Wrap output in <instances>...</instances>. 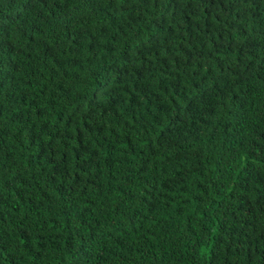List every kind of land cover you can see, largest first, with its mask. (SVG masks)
Returning a JSON list of instances; mask_svg holds the SVG:
<instances>
[{
    "label": "trees",
    "instance_id": "obj_1",
    "mask_svg": "<svg viewBox=\"0 0 264 264\" xmlns=\"http://www.w3.org/2000/svg\"><path fill=\"white\" fill-rule=\"evenodd\" d=\"M0 264H264V0H0Z\"/></svg>",
    "mask_w": 264,
    "mask_h": 264
}]
</instances>
